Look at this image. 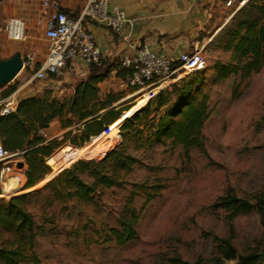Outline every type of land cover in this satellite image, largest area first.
<instances>
[{
    "label": "rangeland",
    "instance_id": "374dc122",
    "mask_svg": "<svg viewBox=\"0 0 264 264\" xmlns=\"http://www.w3.org/2000/svg\"><path fill=\"white\" fill-rule=\"evenodd\" d=\"M229 19L210 32L208 43L201 49L203 69L176 80L186 79L191 83V93L195 95L198 91L208 97L209 116L202 127L204 151L193 149L186 160L180 145L171 147L168 140L154 145L144 152L142 164L128 174V182L105 190L98 206L46 202L45 193L30 196L28 209L38 227L33 252L39 264H166V259L172 256L188 263L203 264L216 255L215 238L227 236H231L239 253H263L257 264H264V233L258 215L255 212L238 215L230 228L225 212L212 206L228 188L244 198H250L264 188V66L245 79L239 74L217 79L216 67L231 62V51L224 49L225 34L222 32ZM3 24L0 19L1 61L15 53L21 57L26 52L36 55L44 52L43 35L28 37L24 31V40L13 42L6 38ZM31 75L32 72L21 67L10 81L1 84L0 95L13 85L20 87L17 97L22 96L24 90L40 93L47 89L58 98L68 95V90L60 93L59 89L50 88L49 78L38 80L32 79ZM63 77L64 74L57 78L59 87L67 88ZM155 87L125 93L114 105H134ZM112 88L121 89L118 84ZM163 88L166 87L151 91L153 94L148 98ZM63 132L54 120L44 134L51 139L60 138ZM110 140L105 147L116 143V135ZM66 145L59 146L50 157L57 155L64 162L69 153ZM99 152L76 159L93 157ZM7 161L10 171L0 182V198L3 199L30 194L65 168L58 163L54 174L46 181L34 188L23 189L25 168L22 158L12 154ZM18 163H22L19 168L15 166ZM154 179L160 180L164 189L147 204L142 195L134 197L132 205L140 210L135 225L137 236L124 245H117L109 235V229L117 226L131 183L144 180L151 183ZM220 264L235 262L222 261Z\"/></svg>",
    "mask_w": 264,
    "mask_h": 264
},
{
    "label": "trees",
    "instance_id": "16d2710c",
    "mask_svg": "<svg viewBox=\"0 0 264 264\" xmlns=\"http://www.w3.org/2000/svg\"><path fill=\"white\" fill-rule=\"evenodd\" d=\"M222 32L225 34L224 49L231 51V62L216 67L218 80L232 74L245 79L264 66V0H246L223 26ZM113 70L117 81L124 78L125 69L120 66V61L88 65L87 76L73 85L68 96L58 98L47 89L18 99L14 111L0 114V144L8 153L19 155L25 165L23 189L34 188L46 181L54 174L58 163L65 167L30 194L0 198L1 264H39L33 252L38 227L28 209L30 196L45 193L46 202L98 206L105 190L128 182V174L142 164L144 152L154 145L165 140L171 147L180 145L186 160L191 150L204 151L202 127L209 116L205 93L197 91L194 95L191 83L181 79L150 98L153 92H148L134 105H114L125 93L136 88L101 92L99 83ZM15 89L16 85L10 86L0 96L6 97ZM54 120L65 132L60 138L48 139L44 131ZM107 130H110L108 134ZM114 134L116 143L105 147ZM62 144H67L65 147L69 150L64 162L57 155L50 157ZM96 152L99 153L93 157L76 159ZM163 189L164 185L158 179L151 183L146 180L131 183L117 226L109 229V235L117 245H124L137 236L135 225L140 210L132 205L134 197L142 195L147 204ZM212 206L225 212L230 228L236 216L255 212L264 233V188L250 198L238 197L228 188ZM215 240L216 255L203 264H220L222 261L257 264L263 257L259 252L239 253L231 236L216 237ZM166 264L197 263L172 256L166 259Z\"/></svg>",
    "mask_w": 264,
    "mask_h": 264
},
{
    "label": "crops",
    "instance_id": "0c3cea01",
    "mask_svg": "<svg viewBox=\"0 0 264 264\" xmlns=\"http://www.w3.org/2000/svg\"><path fill=\"white\" fill-rule=\"evenodd\" d=\"M53 1H56L59 8L68 15L77 16L87 0ZM226 1L107 0L108 5H115L122 9L129 22L125 23L118 32L96 23H89L87 28L93 34L100 49L101 61L118 63L122 55H133L140 46H144L151 52L161 53L169 59L177 60L182 52H192L195 49L204 48L210 39V32L227 21L239 8L241 5L239 3L246 0H229L235 6H227ZM49 13L50 8L45 6L42 0L0 1V19L3 22L9 17L22 19L28 37L37 34L43 35ZM29 48L31 49L28 47V50ZM45 52L46 45L44 52H40L38 55L35 52H30L34 54L36 65L41 63ZM63 74V81L68 87H59L60 81H57V78H49L50 88L59 89L60 93L63 90H68L69 95L73 85L87 76L88 65L75 59L67 63ZM114 74L115 70L111 71L109 76L99 83L101 92L113 89L112 87L118 84ZM18 89L20 90V87ZM24 91L25 93L17 99L38 93L37 90ZM23 166L25 168L24 164Z\"/></svg>",
    "mask_w": 264,
    "mask_h": 264
},
{
    "label": "built area",
    "instance_id": "2783aa9c",
    "mask_svg": "<svg viewBox=\"0 0 264 264\" xmlns=\"http://www.w3.org/2000/svg\"><path fill=\"white\" fill-rule=\"evenodd\" d=\"M42 3L50 8L43 30L46 41L44 58L36 65L33 53L26 52L21 56L22 67L32 72V79L60 78L67 63L75 59L86 65H99L100 49L87 25L96 23L118 32L129 22L123 10L115 5H108L107 0H87L77 16H70L60 10L56 1L42 0ZM225 4L229 6L231 1L227 0ZM24 31L25 24L22 19L9 17L5 20L3 32L8 40H24ZM119 61L120 66L125 69L124 78L118 81L119 88H136L140 91L156 86L149 92L166 87L182 75L200 71L204 67L201 49L182 52L177 60H172L140 46L133 55H122ZM18 91L16 88L8 96H0V114L15 110ZM11 155L0 144V181L10 171V166L6 163Z\"/></svg>",
    "mask_w": 264,
    "mask_h": 264
},
{
    "label": "water",
    "instance_id": "95a60500",
    "mask_svg": "<svg viewBox=\"0 0 264 264\" xmlns=\"http://www.w3.org/2000/svg\"><path fill=\"white\" fill-rule=\"evenodd\" d=\"M22 67L21 57L15 53L7 60H0V86L4 82L10 81ZM17 168L22 166V163L15 165Z\"/></svg>",
    "mask_w": 264,
    "mask_h": 264
},
{
    "label": "bare ground",
    "instance_id": "6f19581e",
    "mask_svg": "<svg viewBox=\"0 0 264 264\" xmlns=\"http://www.w3.org/2000/svg\"><path fill=\"white\" fill-rule=\"evenodd\" d=\"M10 189V187H8Z\"/></svg>",
    "mask_w": 264,
    "mask_h": 264
}]
</instances>
